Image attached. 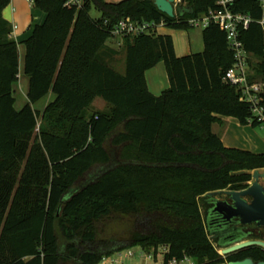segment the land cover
Masks as SVG:
<instances>
[{"label":"trees","instance_id":"1","mask_svg":"<svg viewBox=\"0 0 264 264\" xmlns=\"http://www.w3.org/2000/svg\"><path fill=\"white\" fill-rule=\"evenodd\" d=\"M66 1L32 2L45 19L22 43L28 93L17 111L18 44L2 17L10 0H0V264H98L135 247L167 248L164 264L264 260L258 247L223 260L201 213L207 193L246 189L251 172L264 170V153L225 148L212 131L220 117L252 128L264 123L224 81L234 63L226 33L211 22L202 30L203 50L183 57L169 35L125 38L124 74L109 66L119 52L107 42L120 20H162L187 31L190 20L223 9L214 0H181L171 19L145 0ZM226 9L251 20L239 40L264 108V2L233 0ZM159 63L169 87L153 96L145 73ZM48 92L55 99L39 113L33 104ZM97 98L108 110L88 115ZM239 171L246 174L231 176ZM113 218L126 227L105 237L102 227ZM247 239L261 236L243 232Z\"/></svg>","mask_w":264,"mask_h":264},{"label":"built area","instance_id":"2","mask_svg":"<svg viewBox=\"0 0 264 264\" xmlns=\"http://www.w3.org/2000/svg\"><path fill=\"white\" fill-rule=\"evenodd\" d=\"M32 3L33 0H26ZM216 5L223 10L217 13L209 12L208 14L192 19L188 22L190 27L206 28L211 22L218 25V27L226 33L228 48L233 53L234 63L232 67L225 73L224 81L232 86H235L240 92V101L249 105L252 116L256 122L264 121V108L260 104L262 93V85L260 83H248V55L244 50L242 42L239 40V28L246 29L251 22L250 18L245 15L231 14L226 6L233 2V0H214ZM262 3L264 0H260ZM181 0H175L174 8L178 9ZM67 5L79 6L80 0H67ZM264 31V19L259 22ZM166 28V24L161 20L159 22H139L133 21L130 18L120 20L113 28L110 34L109 42L117 47L123 43L125 38H133L136 36L157 37L160 35V30ZM264 124V123H263ZM262 124V125H263ZM161 253L154 254L147 253L139 249L135 252L132 249L117 252L113 255L103 257L98 264H158L156 258L158 254L162 256L161 264L163 262V255L167 248L162 247ZM218 254H221L217 251ZM167 264H191L188 257L182 260H170Z\"/></svg>","mask_w":264,"mask_h":264},{"label":"crops","instance_id":"3","mask_svg":"<svg viewBox=\"0 0 264 264\" xmlns=\"http://www.w3.org/2000/svg\"><path fill=\"white\" fill-rule=\"evenodd\" d=\"M120 1L122 0H106L108 3H118ZM2 17L13 27L12 37L18 44L19 74L17 83L20 82V85L23 86L24 84H28V78L24 74L19 78L20 71H23V60L25 55V47L22 43L30 36L32 27L43 23L45 14L34 10L32 8V3H28L26 0H10L9 5L2 12ZM160 35H169L167 34L166 28L160 30ZM202 50L203 43L200 49H190V51L184 56L199 53ZM177 56L183 57L179 55ZM145 81L149 93L153 96H159L164 90H166L169 87V81L164 64L159 63L154 68L146 71ZM17 83L12 86L14 93L16 92L15 85ZM257 128H252L250 125L241 126L233 118L220 117L219 123L212 126V131L220 137L225 148H235L254 154H263L264 134L258 132Z\"/></svg>","mask_w":264,"mask_h":264},{"label":"water","instance_id":"4","mask_svg":"<svg viewBox=\"0 0 264 264\" xmlns=\"http://www.w3.org/2000/svg\"><path fill=\"white\" fill-rule=\"evenodd\" d=\"M152 2L159 12L168 18H174L179 14V10L174 8L175 0H145ZM245 171L231 173V176L245 175ZM252 183L241 191H215L207 193V197H213L223 193L228 197L227 201H214L211 215L221 222L224 226H250L255 225L261 228L264 233V187L260 184V180L264 179V173L259 170L251 173ZM250 201H247V199ZM215 221V220H214ZM231 240H228L221 248V257H226L238 251L258 247L264 249V240L261 239H247L242 240V233L240 230H234L231 233ZM221 264H264V262H254L252 259H244L242 261H228Z\"/></svg>","mask_w":264,"mask_h":264},{"label":"rangeland","instance_id":"5","mask_svg":"<svg viewBox=\"0 0 264 264\" xmlns=\"http://www.w3.org/2000/svg\"><path fill=\"white\" fill-rule=\"evenodd\" d=\"M90 16L93 19H98L100 17V13L96 9L92 8L90 11ZM202 30L203 28L201 27H191L187 31L166 27L167 34L171 35L172 37L174 51L179 56L186 55L190 51V49L197 50L202 47V37H201ZM107 45L113 47L119 52V54L112 59L111 64H109V66L113 68L116 72L120 74H124L125 62H124V54H123V48H122L123 44L117 47L116 45H113V43L108 41ZM19 76H20L19 78L23 76L22 70L20 71ZM15 91L16 92L14 93V98H15L14 108L15 110L18 111L27 103L28 84H24L22 86L20 85V82L17 83L15 85ZM54 99H55V95L52 92H48L44 97H42L40 100H38L36 103L33 104V108L37 110L39 113H41L45 109L46 106H48L51 102L54 101ZM107 110H108V106L104 103V101L100 98H97L95 102L92 104V106L88 109L89 111L88 115L95 111L105 112ZM40 121L41 120L39 119L38 126L41 123ZM257 130L261 134H264V124L259 126ZM260 173H264V171H260ZM249 184L250 183H248V185ZM260 184L264 187V179L260 180ZM125 227H126V221L113 218L111 220L106 221L105 224L103 225L102 235L105 237L116 235L122 232V230ZM214 247L217 248V251L221 252V248H218V246H216L215 244H214ZM132 250L135 252H139L138 247L132 248ZM162 251H163V248L159 247L157 250V253H161ZM153 260H156L158 264H161L162 256L158 254L156 258ZM189 261L191 264H195V260L189 258Z\"/></svg>","mask_w":264,"mask_h":264},{"label":"flooded vegetation","instance_id":"6","mask_svg":"<svg viewBox=\"0 0 264 264\" xmlns=\"http://www.w3.org/2000/svg\"><path fill=\"white\" fill-rule=\"evenodd\" d=\"M251 181H252V178H251ZM251 181L248 183L251 184L252 183ZM228 190L229 189L220 190V191H228ZM231 191H233V190H231ZM217 200L230 202L228 197H226L223 193H221V194H218V195L213 196V197H206L204 202H203V206L201 208L204 226H205L206 232L208 233V236L210 237V240L213 244L220 247V246L224 245V243L227 242L228 240H231L232 238L230 237V235L232 232H234L235 228H236V230L237 229L240 230V232H242V233L243 232L259 233L261 238L264 240V233L262 232L261 228H258L255 225H250V226H232V225L224 226V225H222L221 222L218 221L214 215H211V209H212L213 203H214V201H217ZM247 201H250V199L248 198ZM222 258L224 260V258H226V257H222ZM225 261L228 262L226 259H225ZM259 262H264V260L259 261Z\"/></svg>","mask_w":264,"mask_h":264}]
</instances>
